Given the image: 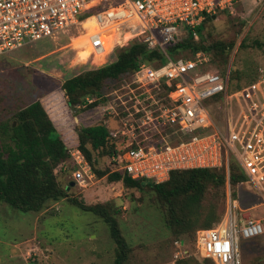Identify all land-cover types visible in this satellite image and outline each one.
I'll list each match as a JSON object with an SVG mask.
<instances>
[{"label": "built area", "instance_id": "2783aa9c", "mask_svg": "<svg viewBox=\"0 0 264 264\" xmlns=\"http://www.w3.org/2000/svg\"><path fill=\"white\" fill-rule=\"evenodd\" d=\"M236 1L0 0V56L73 26H83L81 48L92 46L90 55L103 54L109 61L116 47L136 40L167 55L164 63L141 62L123 80L117 102L104 92L87 96L80 106L101 100L103 114L114 120L113 125L106 122L117 141L108 158L109 172L159 183L177 169L226 167L227 213L213 227L198 229L196 236L201 256L217 264H243L242 238L264 234L259 219L240 224L230 183L233 158L246 174L244 188L264 198V69L256 80L228 94V75L212 69L211 53L172 57L168 49L189 35L199 39V26L210 15L232 9ZM90 19L92 26L87 25ZM222 94L237 106L219 127L209 102ZM68 152L60 171H71L75 185L86 187L95 176L92 164L81 148Z\"/></svg>", "mask_w": 264, "mask_h": 264}, {"label": "rangeland", "instance_id": "374dc122", "mask_svg": "<svg viewBox=\"0 0 264 264\" xmlns=\"http://www.w3.org/2000/svg\"><path fill=\"white\" fill-rule=\"evenodd\" d=\"M204 34L208 40L233 42L227 62H215L228 75V94L264 69V45H254L255 40L264 43V0H237L232 9L206 22ZM83 35V26H73L55 38L40 39L0 56V123L12 120L21 108L40 100L67 146L79 141L78 131L83 126L108 119V123L114 124V120L103 114L101 105L93 110L90 105L80 106L94 93H85L80 103L68 105L62 84L109 62L103 54L84 57L81 45L86 37ZM178 56L192 57L193 53L188 49ZM122 82L113 81L105 90L114 102L123 95ZM209 103L218 126L224 127L237 105L232 104L227 94ZM93 156L97 169H109V155L93 151ZM57 168L60 185L66 187L71 182L65 198L48 203L41 211H22L0 202V264H115L119 246L107 216L116 219L129 244L124 264L205 263L195 234L174 236L167 228L154 191L127 187L122 180L113 181L108 173L100 175L94 168L95 176L86 187H80L75 185L71 171L61 174L60 166ZM231 190L238 200L235 213L240 224L244 225L246 217L259 218L264 224V199L253 196L245 188L236 190L238 196L234 195L232 186ZM73 199L95 206L96 210L84 209ZM226 213L227 208L222 216ZM241 248L243 264H264V234L243 237Z\"/></svg>", "mask_w": 264, "mask_h": 264}, {"label": "trees", "instance_id": "16d2710c", "mask_svg": "<svg viewBox=\"0 0 264 264\" xmlns=\"http://www.w3.org/2000/svg\"><path fill=\"white\" fill-rule=\"evenodd\" d=\"M224 11L228 10L210 15L199 26V39L189 35L170 45L169 55L177 57L179 53L188 49L193 55L199 50L212 52L210 66L215 71L223 73L215 62L220 60L221 63L227 62L233 42L208 40L204 36V30L207 21ZM254 45L261 47L264 43L255 40ZM109 56L108 63L69 78L62 84L69 106L80 103L85 93L102 94L113 81L130 78L143 61L158 64L168 59L162 51L150 50L145 43L137 40L126 46L116 47ZM258 76L257 72L248 83L256 80ZM100 102L101 100H98L91 104L90 110ZM78 134L79 141L67 146L40 100L21 108L12 120L1 121L0 202H6L22 211H41L48 203L65 198L71 182L66 187L60 185L57 180V166L68 160L70 156L68 148L79 147L100 175L108 173L111 180H122L127 187L146 192L154 191L163 209L165 225L174 236L195 234L196 239L198 229L211 228L222 219L227 208L228 177L225 166L177 169L172 172L170 179L159 183L150 178L136 179L123 172L97 169L93 151L110 156L117 149V141L111 136L106 122L83 126ZM173 138L178 139L176 136ZM246 180V174L241 166L231 158L230 183L235 196H238L236 190L243 188ZM146 188L148 190H145ZM73 201L84 209L96 210L95 206L78 202L76 199ZM106 220L110 223L112 236L119 246L115 264H124L129 244L121 233L116 219L107 216ZM205 259L203 264H214L212 258Z\"/></svg>", "mask_w": 264, "mask_h": 264}, {"label": "bare ground", "instance_id": "6f19581e", "mask_svg": "<svg viewBox=\"0 0 264 264\" xmlns=\"http://www.w3.org/2000/svg\"><path fill=\"white\" fill-rule=\"evenodd\" d=\"M87 25H93V23H92V19H90L89 21H87ZM90 47H92V46H90ZM82 48V51L84 52V57H86L87 55H89V53H90V51H89V49H91V48ZM89 51V53H88V51Z\"/></svg>", "mask_w": 264, "mask_h": 264}, {"label": "crops", "instance_id": "0c3cea01", "mask_svg": "<svg viewBox=\"0 0 264 264\" xmlns=\"http://www.w3.org/2000/svg\"><path fill=\"white\" fill-rule=\"evenodd\" d=\"M243 188H244V186H243ZM249 193H251L253 196H257V197H259V198H262V199H264L263 197H260V196H258V195H256V194H254L253 192H249ZM263 203V202H262ZM261 204V203H260ZM260 204H258V205H260ZM256 206V205H255ZM252 208H254V207H252ZM246 218H252V217H246ZM259 219V218H258ZM260 220V219H259ZM262 221V220H261ZM263 223V222H262Z\"/></svg>", "mask_w": 264, "mask_h": 264}, {"label": "water", "instance_id": "95a60500", "mask_svg": "<svg viewBox=\"0 0 264 264\" xmlns=\"http://www.w3.org/2000/svg\"><path fill=\"white\" fill-rule=\"evenodd\" d=\"M90 88H91V87H90ZM90 88H89V89H90ZM72 184H73V183H72Z\"/></svg>", "mask_w": 264, "mask_h": 264}]
</instances>
